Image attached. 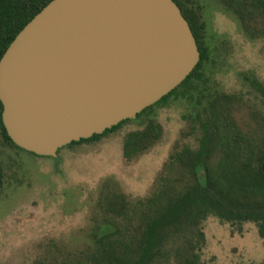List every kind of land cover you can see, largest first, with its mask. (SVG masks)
I'll use <instances>...</instances> for the list:
<instances>
[{
	"label": "rangeland",
	"instance_id": "obj_1",
	"mask_svg": "<svg viewBox=\"0 0 264 264\" xmlns=\"http://www.w3.org/2000/svg\"><path fill=\"white\" fill-rule=\"evenodd\" d=\"M189 8L204 26L209 48L202 78L190 92L172 96L98 141L64 146L55 156L16 150L0 135V264H60L61 257H78L92 246L93 230L100 235L112 227V215L98 210L99 197L121 193L129 202L149 197L156 185H165L172 157L185 147L197 150L209 128L212 167H261L264 22L258 19L247 30L227 0H196ZM149 121L161 127L159 140L126 160L125 136ZM174 179L179 185L187 181L185 174ZM235 198L231 211L246 214V207L239 205L242 197ZM200 228V264H264V240L256 224L207 215Z\"/></svg>",
	"mask_w": 264,
	"mask_h": 264
},
{
	"label": "water",
	"instance_id": "obj_2",
	"mask_svg": "<svg viewBox=\"0 0 264 264\" xmlns=\"http://www.w3.org/2000/svg\"><path fill=\"white\" fill-rule=\"evenodd\" d=\"M198 61L172 0H52L0 59L1 121L18 148L55 156L134 119Z\"/></svg>",
	"mask_w": 264,
	"mask_h": 264
},
{
	"label": "trees",
	"instance_id": "obj_3",
	"mask_svg": "<svg viewBox=\"0 0 264 264\" xmlns=\"http://www.w3.org/2000/svg\"><path fill=\"white\" fill-rule=\"evenodd\" d=\"M50 1L52 0H0V59L16 35ZM172 1L189 25L199 51V61L179 86L132 120H137L153 107L166 103L172 96H183L190 92L194 88V82L201 80V69L208 62L209 48L205 42L204 26L199 22L197 13L189 8L196 0ZM227 7L247 30L258 19L264 22V0H227ZM178 89L182 90L178 92ZM1 111L0 103V135L3 141L16 150L24 151L7 136L1 121ZM130 121L124 120L100 135L72 142L65 147L98 141ZM210 129L209 132L205 130L197 150L185 147L181 153L172 157L167 168L168 174L163 179L165 185H156L149 197L136 202H129L121 193L99 197L98 210L103 215H112L116 219L111 217L112 227L101 232V226H97L101 233L98 235L97 231H92V246L76 258L61 257L60 264H200L196 251L203 240L201 221L207 215H214L227 222L249 219L250 214L239 215L231 211V207L236 206L235 196L239 194L235 188L238 190L239 184L241 185L242 203L245 204L242 207H247L249 202L245 203V200L247 194L251 193L250 189L255 185L259 186L261 180H264L259 168L237 164L234 166V163L224 166L225 169L218 163L212 167L208 162L211 156ZM215 131L214 129L213 132ZM160 136L161 127L149 121L142 130L125 136L123 157L131 160L147 151ZM175 174H185L187 181L177 184ZM1 180L0 174V188ZM260 219L262 223L259 232L264 236V214ZM169 252H173L170 262Z\"/></svg>",
	"mask_w": 264,
	"mask_h": 264
},
{
	"label": "flooded vegetation",
	"instance_id": "obj_4",
	"mask_svg": "<svg viewBox=\"0 0 264 264\" xmlns=\"http://www.w3.org/2000/svg\"><path fill=\"white\" fill-rule=\"evenodd\" d=\"M264 162V158H262L261 160V164L260 166L262 165V163ZM259 171L260 173L262 174V176L264 177L263 173L261 172V167L259 168ZM261 184L259 186H254L251 188V194L249 195V204L247 205L246 207V215L247 214H250V218L245 220L247 222H252L254 224L257 225V234L258 236L264 240V236H262L260 234V227H261V219H260V216L264 214V180H261ZM239 195L240 197H242V188H241V185L239 184ZM239 205H245L243 204L242 202L240 203L239 202ZM256 217V218H255Z\"/></svg>",
	"mask_w": 264,
	"mask_h": 264
}]
</instances>
